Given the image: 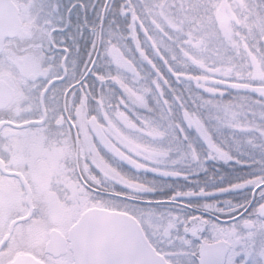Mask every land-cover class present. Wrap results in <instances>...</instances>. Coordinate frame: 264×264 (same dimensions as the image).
<instances>
[{"label":"snow or ice","instance_id":"snow-or-ice-1","mask_svg":"<svg viewBox=\"0 0 264 264\" xmlns=\"http://www.w3.org/2000/svg\"><path fill=\"white\" fill-rule=\"evenodd\" d=\"M0 264H264V0H0Z\"/></svg>","mask_w":264,"mask_h":264}]
</instances>
